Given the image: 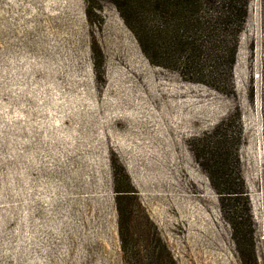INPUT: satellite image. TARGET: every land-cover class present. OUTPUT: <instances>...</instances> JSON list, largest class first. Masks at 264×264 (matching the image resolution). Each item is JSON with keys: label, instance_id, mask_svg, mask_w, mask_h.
<instances>
[{"label": "rangeland", "instance_id": "obj_1", "mask_svg": "<svg viewBox=\"0 0 264 264\" xmlns=\"http://www.w3.org/2000/svg\"><path fill=\"white\" fill-rule=\"evenodd\" d=\"M233 81L222 94L153 65L115 0H0V264H126L114 165L148 220L145 262L157 231L174 264H244L192 151L223 123L256 263L249 241L240 249L264 264L263 0L250 2Z\"/></svg>", "mask_w": 264, "mask_h": 264}, {"label": "trees", "instance_id": "obj_2", "mask_svg": "<svg viewBox=\"0 0 264 264\" xmlns=\"http://www.w3.org/2000/svg\"><path fill=\"white\" fill-rule=\"evenodd\" d=\"M250 2L115 0L122 19L153 65L173 71L187 82L205 85L222 94L233 92L234 89L233 70L240 33L249 16ZM99 66L93 64V68L103 74ZM224 124L196 139L201 149L194 144L192 151L200 167L207 173L212 188L219 195L221 211L234 231L243 263L248 264L240 249L246 245V241L251 245V260L256 263L252 245L254 231L250 239H246L241 229V220L234 213L236 209L232 201L246 197V192L238 151L232 150L231 142L234 138L231 136L230 140L226 133L219 131ZM113 190L120 241L124 254L129 251L126 264H174L157 231L154 238L150 239L154 243L147 251L148 259L146 262L143 260L140 245L145 241L143 224L148 220L141 217L140 222V213L143 211L130 178L121 165H114Z\"/></svg>", "mask_w": 264, "mask_h": 264}]
</instances>
